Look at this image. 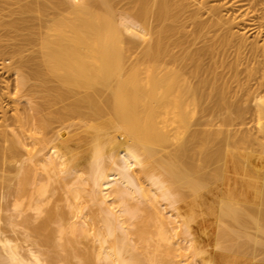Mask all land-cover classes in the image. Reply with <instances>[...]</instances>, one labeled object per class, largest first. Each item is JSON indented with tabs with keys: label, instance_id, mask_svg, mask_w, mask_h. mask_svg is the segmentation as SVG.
<instances>
[{
	"label": "bare ground",
	"instance_id": "bare-ground-1",
	"mask_svg": "<svg viewBox=\"0 0 264 264\" xmlns=\"http://www.w3.org/2000/svg\"><path fill=\"white\" fill-rule=\"evenodd\" d=\"M10 1L0 7V56L11 63L0 69L13 72L17 90L2 92L29 99L9 117L1 109L0 170L12 163L17 198L45 215L14 220L25 227L21 241L0 235V264H158L191 247L204 262L207 250L192 238L198 215L228 217L237 226L224 229L230 236L257 227L264 0ZM63 124L78 127L63 136ZM63 174L74 176L64 205L45 208ZM89 203L101 214L90 216ZM137 217L140 240L151 217L173 251L141 257L127 231Z\"/></svg>",
	"mask_w": 264,
	"mask_h": 264
},
{
	"label": "rangeland",
	"instance_id": "rangeland-1",
	"mask_svg": "<svg viewBox=\"0 0 264 264\" xmlns=\"http://www.w3.org/2000/svg\"><path fill=\"white\" fill-rule=\"evenodd\" d=\"M5 1L11 2L10 0H5ZM5 1L2 0V2H1V0H0V7L1 8H3L6 5V3H3ZM211 3H213V1H211ZM7 4H8V2H7ZM10 5H11V3L9 4V6ZM6 6H8V5H6ZM6 6H5V8H6ZM9 6L7 8H9ZM15 6H16V4L12 3L11 7H15ZM7 8H6V10H7ZM34 14L33 13L31 14L32 17L34 16ZM7 17H9V16H6V18ZM254 34L255 33L248 34L249 40L253 39ZM260 40H263V39H260ZM261 42H264V40ZM1 57L2 56H0V62L3 61L6 64L11 63L10 59L7 58L5 61L4 59H1ZM5 83H7L6 84L7 87L4 85ZM8 90L11 91V93H15V91L17 90L15 75H13V72H8V71L3 72L0 69V94L2 93V95H3V93L5 91H8ZM2 91H4V92H2ZM2 95H0V96H2ZM3 96H5V95H3ZM28 97H29V95H26V94L21 95L20 98H18V100L16 102L12 101L7 96H5L3 98V100L0 99V122H2V120H3L2 119L3 116L1 115V109L2 108L7 109V112H8L7 116L8 117H9V115L11 116L13 113H15L16 108H19L20 112H22L24 110L25 104H27V102H28V99H29ZM0 98H2V97H0ZM8 121H11V120H9V118H8L7 122ZM249 123L251 125L253 124L251 122H249ZM248 124H244V125L247 127H253V130H256L254 124H253V126H251L250 124H249L250 125L249 126ZM244 125H243V127H244ZM63 126H64V129H63ZM221 126L225 127V128H228V127L234 128V126L235 127H237V126L241 127V125H229V126L218 125V128ZM77 127H78L77 125L68 127V126H65V124H63L60 128L63 129L62 135L64 136L65 134L68 135V133L72 132V128L76 129ZM196 127H201V126L197 125ZM212 127H214V126H212ZM66 131H69V132H66ZM113 131H115V130H113ZM79 135H81V136L84 135V132L80 133ZM85 143L89 144L90 141L89 142H85V141L83 142L82 141L80 144H85ZM231 148H233V147L231 146ZM74 149L76 150V148H74ZM62 153L66 154L65 151L64 152L62 151ZM76 156L79 160L86 161V156L83 152H81V151L77 152ZM219 162H218V164H219ZM221 163H223V160H221ZM9 165H11V166H8L6 163L5 168L3 167L4 170L3 169L0 170V174L2 175L0 177V232H1L0 235H1V237L3 236V238L9 237V239H11L13 241L20 236L21 239L18 238V240L21 241L22 237L25 234L24 233L25 227H23V224L19 225V223H18V225H15L13 223L14 220L18 221V222H22L23 219L25 218L24 216H30L31 214H33V216H34L33 220L35 221L36 219H38V221H40L43 218V216L45 215V212H43L42 215H40L41 217L37 216L38 218H36L35 217L36 211H34L33 208L32 209L29 208L27 205V203L29 202L28 201L29 197L23 196V197L17 198V194H16V186H17L16 171L13 168H11L12 163H10ZM7 166H8V168H7ZM207 169L210 170V168H206V170ZM63 175H65V174H63ZM65 176H66V179H64V180H62V178L60 179L57 177L58 180H52L51 181L49 189L51 190L50 192H54V195L52 196L50 203L45 205V208H49V207L53 206L54 204H58L60 206L64 205V201L60 199V195L61 194L63 195V192L66 191L67 189L63 188V186H64V184H68L67 185L68 187H71L74 185L73 184L74 183L73 178H72L73 174L72 175L71 174L65 175ZM68 176H70V177H68ZM219 178L220 177H217L214 180L215 183L213 182L212 183L213 185L211 184V186H215L216 183L221 182L222 179L220 180ZM68 179H69V181H68ZM64 181H65V183H64ZM129 200H131L129 202V204L132 203L131 206L135 207V204L137 203V199L129 197ZM16 202L21 203V206L17 207L15 205ZM116 203L119 204L118 201ZM157 204L159 205L160 203H157ZM118 206L120 207V205H118ZM260 206H262V208H264V203H261ZM119 207L118 208L116 207V208L119 209ZM19 208L22 209L23 214L16 217V215H18L17 210H20ZM98 209H99L98 205H94L92 203H89V206L86 208V211L90 212V216L91 215L96 216L100 213L99 212L100 209L99 210ZM169 209L170 208L167 207V210H169ZM165 211H166V209H165ZM94 212H96V213L94 214ZM254 213L256 214V216L254 215ZM254 213H253V215H254L253 217L255 219L256 218L262 219L259 221L260 223L258 222V224H257L258 229L257 230L255 229L257 227H254L253 226L254 224L252 225L254 227V228L252 227L253 229L250 228L251 225H250V227H247V229H244V230H243L244 227L240 228V226H238V228H239L238 230H240L239 233L233 234L231 236L223 233L224 229L225 228L226 229H231V228L233 229V228H237V226H236V224L234 225L231 220L229 221L228 217L221 218V216L218 214H206L205 216L198 215L199 217L196 220V222H193V236H192L193 245H197L199 243V245L201 247H204V249L207 250L205 252L206 257H207L206 260L204 261L205 263L203 261H200L199 257H195L193 255V253H192L193 248L191 247L188 250H184V249L179 250L178 253H181V255H171L172 257L168 256V259H170L169 262L163 263V261L160 260L158 264H181L180 260H183V259L186 260V262H184L183 264H199V263L200 264H227V262L229 260H234V259L236 261V264H264V257L262 258V256H264V234H263L264 232L260 228V227L264 226V223L261 224V221L264 222V213L257 210V207H256ZM257 213L260 214L261 217ZM28 214H30V215H28ZM141 214H145V213L141 212ZM141 220H142L141 217H137L135 219L132 218V221L134 224L129 225L130 228H129V230H127V231H129L128 235H130L132 237L131 239L133 240V243L135 244V247L138 250V253L140 254L141 257L147 258V257L151 256V257H155V258H160L162 256L161 251H167V252L173 251V250H171V247H169V246H172V244L168 245L167 242L160 240L158 224L151 217H148L149 226H148L147 231L144 233V239L140 240L139 236L137 234V230H138L137 227L139 224H141ZM220 220H221V222H220ZM35 222H37V220ZM230 223H232V224H230ZM252 223H253V221H249L247 226H249V224H252ZM126 224H128V223H126ZM232 225H234V226L232 227ZM229 226H231V227H229ZM127 227H128V225H127ZM262 228H264V227H262ZM259 229H261V230L259 231ZM198 230H199V232H198ZM220 232H221V234H220ZM251 233L252 234L254 233L255 235L254 234L251 235ZM247 234L251 235L250 237L253 240ZM232 236H234L235 241L232 238ZM236 236L238 237V239ZM243 236L245 237V239ZM223 237H225V238H223ZM253 237H257V238H253ZM254 239H256V240H254ZM256 241L259 242V244H257ZM261 241H262L263 245L260 243ZM232 242L233 243L235 242V243L233 244ZM218 243L221 245H219ZM1 245H0V248L2 247ZM217 245L221 246V247H218ZM232 246H233V248L231 249L230 247H232ZM225 247L226 248L228 247L230 249L227 248L225 250ZM235 249H236V251H235ZM165 253L166 252H163V254H165ZM172 253L177 254L174 252H172ZM247 253H249V254H247ZM256 253H257V256H255ZM250 255H252V256H250ZM231 257H233V258L231 259ZM209 258H211V260H209ZM76 260L77 259H75L74 261H76ZM99 264H103V263L99 262ZM104 264H107V263L105 262Z\"/></svg>",
	"mask_w": 264,
	"mask_h": 264
}]
</instances>
